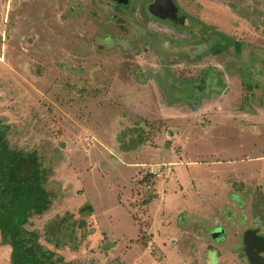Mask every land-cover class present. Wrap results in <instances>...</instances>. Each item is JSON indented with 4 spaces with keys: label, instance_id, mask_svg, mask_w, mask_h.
<instances>
[{
    "label": "rangeland",
    "instance_id": "1",
    "mask_svg": "<svg viewBox=\"0 0 264 264\" xmlns=\"http://www.w3.org/2000/svg\"><path fill=\"white\" fill-rule=\"evenodd\" d=\"M138 1L132 19L111 20L107 5L101 12L98 6L107 0H0V126L13 147L36 153L52 170L46 187L53 203L29 228L67 261L82 264H242L232 245L238 237L232 238L227 219L220 220L234 201L203 199V214L189 209L191 218L180 221L178 204L186 206L182 196H194L218 175L236 189L257 181L240 194L263 203L264 211V0L254 8L246 0L245 47L226 58L234 72L195 58L192 46L204 52L208 44L192 29L181 36L184 47L172 45L164 58L153 43L138 42L137 59L127 58L121 45L131 44L117 29L136 25L133 39L144 38L149 22ZM189 4L184 9L193 14ZM211 68L224 84L219 91L212 81L194 78ZM170 74L181 85H170ZM183 96L189 98L174 109ZM230 111L240 117L229 120ZM161 165L159 177L150 174ZM146 174L150 181L143 184ZM221 181L222 188L214 186L225 190ZM85 204L91 212L82 216ZM68 213L71 224L86 221L81 240L76 249L56 248L53 238H69L70 223L57 230ZM235 213L249 211L236 207ZM218 220L229 230L225 242L203 231V224L209 230ZM213 248L218 253L209 261L205 254ZM0 264H10V247L1 238Z\"/></svg>",
    "mask_w": 264,
    "mask_h": 264
},
{
    "label": "flooded vegetation",
    "instance_id": "2",
    "mask_svg": "<svg viewBox=\"0 0 264 264\" xmlns=\"http://www.w3.org/2000/svg\"><path fill=\"white\" fill-rule=\"evenodd\" d=\"M102 1H106V0H102ZM137 1L138 0H107V3L102 2L101 6L98 3V6L101 12V11H105L104 6L107 5L108 8L107 11L112 13L111 20H114L116 18V15L117 17L118 16L122 17V19L124 20H129V18L132 19L130 17L129 11L131 10V8L135 6ZM251 1L253 5L252 8H254V4L262 0H251ZM93 2L97 3L99 2V0H93ZM185 2L186 0H181V2L179 0H142L140 4L138 3L140 7L142 6V11L140 7H139V11L145 15V17L148 19L149 24L147 30L144 33L145 35L144 38L141 36L136 40V38L133 39V37L136 36V32L133 30L136 25H133L131 30H127L124 27H122L124 25L119 23L121 27H119L120 29H117V31L119 32V34H121V32L123 33L126 32L127 36L125 37V39H127L128 40L127 42L131 44V46L123 45V44L121 45L123 53H126L127 58L132 57L134 59H137V55L139 54V50H138L139 47L135 46V44L138 42L142 46L144 44L149 45L150 43H153L157 51L156 54L160 58L161 57L164 58L165 56H167V54H169L170 50L168 48H170L172 45H174V47L177 46L180 49L184 47L185 43L183 42L184 40L181 38V36H183L184 33L192 29V31H190L191 34L193 33L194 30L195 35L197 36L200 35V37H203L200 38L202 40L201 43L205 42L206 44H208L207 49L204 52L201 50L200 52L198 50V47L192 46V51L194 53L195 58L197 60H199L202 57H204V59L206 60L211 59L210 60L211 62L212 61L218 62L217 66L219 68H223L222 71L234 72L235 70L233 71L230 68L231 66H228L229 60L226 61V58L229 55L236 54V52L240 53L242 51V48L245 47L244 40L246 39H244L245 37H243V41H244L243 42L241 40L242 36H240V34L241 32L244 31L242 26L243 23L241 21L245 22L246 19L249 20L247 8H246V0H190L189 5H191L193 9L195 8V12H193V14H190L184 9ZM85 9L86 7H84V10ZM221 9L228 12L223 13ZM226 14L229 15L233 14L234 16H231V18H227ZM140 16L141 18H145L142 14ZM235 17L237 19H235ZM257 21H259V24L261 26L262 18L259 17V20L255 21L256 26H257ZM231 24L233 26V31L235 32L237 30L239 31L238 34L240 39H236L231 35L229 30L230 27L229 25ZM206 32L207 35H205ZM105 42L110 43V40L105 39ZM232 50H234V53H232ZM237 58L236 59L233 58V59L237 61ZM255 64L257 66L259 62H256ZM239 65L240 63L236 62V68L239 67L240 69H242L241 68L242 64L240 66ZM218 71L219 70L217 69L213 70L211 68L210 70H207L205 74H204L205 71H203L202 74L194 78L202 82L205 81V79L212 81V85H211L212 89H214L215 91H219L221 90V88H224V84H222L220 81V75ZM170 75L171 76L166 78L167 80L169 79L168 83L173 82V84L170 85H175L177 87L178 84L181 85L180 83L181 81L179 79H176V77L172 74ZM193 81L194 80L190 79L188 82L193 83ZM185 83L186 80L182 84ZM199 97H203V96H199ZM178 100H179L178 103H174L175 105H173L170 102L174 109L175 108L178 109V104L182 105L180 101L183 100V98ZM245 192L247 195V191ZM238 193H241V191H238ZM251 195L256 196L255 191H253ZM257 201L258 200L255 201L254 198H252L251 201L245 200L243 201L242 205H238L239 207L234 202V204L233 203L231 204V208L228 215L225 216V218L224 217L220 218V220L227 219L229 224L232 225L234 231L232 234V238L236 239L238 237L236 242H234L232 245L237 246L235 251H237L238 253L235 254V256L241 261L242 264H250L246 253L247 246L252 247V249H254V250H250V252L254 256V258L257 259L255 263H257L258 260H260L257 258V255L254 252L257 250V248L263 247L261 242L264 240H262L260 237H264V211L261 210L263 203H259ZM236 207L239 208L240 210L248 209L249 214L247 213L236 214L235 213ZM220 220H218L219 222L217 221V223H220ZM203 229H204L203 230L204 233H206V235L210 239H212V234H210V229L209 230L206 229L204 224H203ZM226 230H227L225 233L226 235L224 236L223 241L224 240L227 241L226 238L228 237L229 230L227 228ZM248 231L250 232L248 236H246L245 233ZM253 231H255V233ZM211 252L215 253L216 256L218 253L217 250H215L214 248L210 249L207 252V254H205V258H207L209 261H211ZM259 254L262 257H264V250L259 252Z\"/></svg>",
    "mask_w": 264,
    "mask_h": 264
},
{
    "label": "trees",
    "instance_id": "3",
    "mask_svg": "<svg viewBox=\"0 0 264 264\" xmlns=\"http://www.w3.org/2000/svg\"><path fill=\"white\" fill-rule=\"evenodd\" d=\"M51 173V168L45 167L36 153L13 147L7 140L4 126H0V238L2 244L10 247V264H82L67 261L46 246L38 230L29 228L32 219L43 216L53 203V195L46 187ZM150 177L146 174L141 182L149 183ZM91 207V204L82 205L79 213L88 215ZM69 217L73 218L72 214L58 218V231L67 230L63 227L66 222L70 223ZM85 224L83 218L78 221L74 218L69 238L52 239L56 240L55 247L69 245L76 249L81 240L79 231Z\"/></svg>",
    "mask_w": 264,
    "mask_h": 264
},
{
    "label": "crops",
    "instance_id": "4",
    "mask_svg": "<svg viewBox=\"0 0 264 264\" xmlns=\"http://www.w3.org/2000/svg\"><path fill=\"white\" fill-rule=\"evenodd\" d=\"M210 114L212 115H215L217 113H215L214 110H210L208 111ZM235 112H232L230 111V113H228L226 115V117L229 119V120H233L235 116L237 117H240V114H234ZM208 130V129H207ZM206 130V131H207ZM257 133H260V131H257ZM165 134H168L167 132ZM164 135V134H163ZM169 135V134H168ZM178 137H179V133H178ZM159 138V137H158ZM168 138V137H167ZM179 141V139H178ZM260 160H263L264 159V155L263 157L259 158ZM192 162V161H191ZM220 176H216V180L217 181H221L217 178H219ZM228 177H232V175H229ZM217 181H213V183L217 186V187H220V183H216ZM214 184H209V183H203V186L200 190H197L195 191L194 189V185H193V189L195 191V195L194 196H190V197H185V196H182L181 198L184 200L182 201L184 204H186V206H184L183 204H178V220L180 221V219L183 217V219L185 220L186 218L189 219L191 218L189 216V209H193L194 211L198 212L200 215L203 214V212H205L207 210V206H205L206 204L202 202L203 199H206L205 201H215L216 200H220V199H224L225 202H229L230 200L234 201L236 203V198H235V193L238 192V191H243L245 192L246 190H250L251 188L255 187L253 185H257V181L254 183V184H251L250 186V189L248 187H246L247 185L244 184V188L242 189H236L233 187V182L232 181H221V184H224V188L225 190H220L218 188H216V186H214ZM181 188H178V190H181L183 191V188H182V185L181 184H178ZM192 186V185H191ZM233 187V188H232ZM222 188V187H220ZM193 189H190L191 192L193 193ZM182 194V193H181ZM207 196V198H206ZM216 197V198H215ZM180 199V198H179ZM216 202V201H215ZM226 204V203H225ZM223 203V205H221L220 207L223 208V207H226ZM236 205L238 206V204L236 203ZM188 207V208H186ZM239 207V206H238ZM183 212V214H181ZM179 223V222H178ZM180 224V223H179ZM179 230V229H178Z\"/></svg>",
    "mask_w": 264,
    "mask_h": 264
},
{
    "label": "water",
    "instance_id": "5",
    "mask_svg": "<svg viewBox=\"0 0 264 264\" xmlns=\"http://www.w3.org/2000/svg\"><path fill=\"white\" fill-rule=\"evenodd\" d=\"M235 198H236V203L238 204V205H242V203H243V201H244V199L242 198V195L240 194V193H238V192H236L235 194ZM227 212V209L225 208L224 209V211H223V217L225 218V216H227L228 215V213H226ZM183 217H184V215H183ZM183 217H182V219H183ZM184 220V219H183ZM226 227L225 226H223L222 224H220V223H216L215 225H213L211 228H210V234H212V239L211 240H213L214 242H220V241H223V239H224V236L226 235L225 233H226ZM249 232L250 231H248V232H246L245 234H246V236H248V234H249ZM254 233H255V231H253ZM262 240H264V237H260ZM261 244H262V248H257V250L254 252L256 255H257V258L258 259H260V260H262V261H260V260H258V262L257 263H255V261L257 260V259H255L254 258V256L251 254V252H250V250H254V249H252V247H248L247 246V248H246V253H247V256H248V260H249V263L250 264H264V257H262L260 254H259V252H261L262 250H264V241H262L261 242ZM248 245V244H247ZM258 255H259V257H258Z\"/></svg>",
    "mask_w": 264,
    "mask_h": 264
},
{
    "label": "built area",
    "instance_id": "6",
    "mask_svg": "<svg viewBox=\"0 0 264 264\" xmlns=\"http://www.w3.org/2000/svg\"><path fill=\"white\" fill-rule=\"evenodd\" d=\"M163 165H161L160 167H158L156 170L155 169H151L150 170V174H152V175H157L158 177L162 174V171H161V167H162Z\"/></svg>",
    "mask_w": 264,
    "mask_h": 264
}]
</instances>
